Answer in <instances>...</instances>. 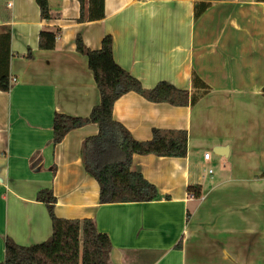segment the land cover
<instances>
[{
    "label": "crops",
    "instance_id": "obj_1",
    "mask_svg": "<svg viewBox=\"0 0 264 264\" xmlns=\"http://www.w3.org/2000/svg\"><path fill=\"white\" fill-rule=\"evenodd\" d=\"M196 2L106 0L104 19L78 23L76 0H49L51 20L36 0H0V33L11 32V89L0 90V263L7 239L29 247L52 236L37 199L51 189L59 218L93 219L110 237L111 264H264V0H212L197 21ZM57 30L56 48L41 50L40 34ZM78 36L92 50L112 36L115 61L145 89L168 82L202 92L194 74L209 87L195 106L134 92L114 106L137 141L152 140L156 129L188 134L186 158H133L161 201L100 203L81 156L98 125L53 144L56 114L87 118L101 102ZM190 186L201 188L200 198Z\"/></svg>",
    "mask_w": 264,
    "mask_h": 264
},
{
    "label": "trees",
    "instance_id": "obj_2",
    "mask_svg": "<svg viewBox=\"0 0 264 264\" xmlns=\"http://www.w3.org/2000/svg\"><path fill=\"white\" fill-rule=\"evenodd\" d=\"M43 20H51L49 0H36ZM81 5L78 23L100 21L105 18L106 0H76ZM194 17L197 21L212 5V0H196ZM61 34L42 32L40 49L54 50ZM78 53L88 59L101 102L94 107L87 118L56 114L54 119L53 144L62 143L72 131L90 124L99 127L96 136L87 138L82 146L81 156L84 168L100 187L101 204L151 203L161 201L163 196L156 186L132 168L135 155H154L165 158H186L188 155V134L186 131L154 130L153 138L140 142L114 119V106L124 95L134 92L151 103H166L174 107L195 106L209 87L193 75L195 88L202 92L190 93L168 82H161L153 89H145L142 83L123 69L114 58V40L107 36L102 48H88L82 37L76 40ZM11 59V32L0 33V90L9 92ZM188 192L201 197L200 187L190 186ZM37 199L45 204L52 221V236L45 242L33 246H21L13 240H6L5 261L0 264H111L113 244L110 237L98 230L93 219H62L55 214L57 198L53 190L45 189ZM170 199V197H166Z\"/></svg>",
    "mask_w": 264,
    "mask_h": 264
},
{
    "label": "water",
    "instance_id": "obj_3",
    "mask_svg": "<svg viewBox=\"0 0 264 264\" xmlns=\"http://www.w3.org/2000/svg\"><path fill=\"white\" fill-rule=\"evenodd\" d=\"M217 154L221 156H228V150L226 149H221L220 152H216Z\"/></svg>",
    "mask_w": 264,
    "mask_h": 264
},
{
    "label": "built area",
    "instance_id": "obj_4",
    "mask_svg": "<svg viewBox=\"0 0 264 264\" xmlns=\"http://www.w3.org/2000/svg\"><path fill=\"white\" fill-rule=\"evenodd\" d=\"M205 158L206 159H209L210 158L209 153L205 155ZM210 173H212V171H210Z\"/></svg>",
    "mask_w": 264,
    "mask_h": 264
},
{
    "label": "rangeland",
    "instance_id": "obj_5",
    "mask_svg": "<svg viewBox=\"0 0 264 264\" xmlns=\"http://www.w3.org/2000/svg\"><path fill=\"white\" fill-rule=\"evenodd\" d=\"M209 156H211V153H209ZM211 171H212V173L214 172V169H213V167L211 166Z\"/></svg>",
    "mask_w": 264,
    "mask_h": 264
}]
</instances>
